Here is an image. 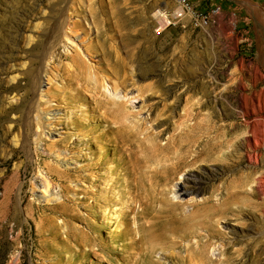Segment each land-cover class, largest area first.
Segmentation results:
<instances>
[{"label": "rangeland", "instance_id": "374dc122", "mask_svg": "<svg viewBox=\"0 0 264 264\" xmlns=\"http://www.w3.org/2000/svg\"><path fill=\"white\" fill-rule=\"evenodd\" d=\"M192 1L210 13L207 25L158 27L155 12L173 7L175 0H0V264H69V220L61 207L49 208L55 201H45L50 191L44 195L39 186L45 163L55 159L46 133L55 129L58 138L70 130L71 140L79 139L80 125H69L70 117L79 124L86 102L111 107L117 100H127L135 111L129 120L108 116L112 125L128 124L142 137L145 129L137 119L145 117L147 126L160 125L163 142L171 138L161 164L181 160V152L190 153L189 159L192 149L202 147L221 155L220 142L227 139L225 161L218 156L193 166L181 162L185 170L218 171L197 194L225 209L218 224L223 234L212 238L205 259L252 264L254 252L264 256V0ZM74 50L79 62L70 60ZM232 54L250 60L252 70H226ZM119 81L127 87L125 96L120 88L112 93ZM49 120L51 128L45 126ZM72 179L54 176L50 189L59 190L60 183L74 187L68 188L74 199L66 205L75 204L79 219L71 221L80 230L83 183ZM239 179L243 202L235 198ZM147 256V263L155 261V255ZM75 258L78 262L76 252Z\"/></svg>", "mask_w": 264, "mask_h": 264}, {"label": "bare ground", "instance_id": "6f19581e", "mask_svg": "<svg viewBox=\"0 0 264 264\" xmlns=\"http://www.w3.org/2000/svg\"><path fill=\"white\" fill-rule=\"evenodd\" d=\"M161 10L157 9L155 12L158 27H162L167 22L165 12ZM158 29L156 28V30ZM89 47L92 46L87 45L86 50H89ZM70 60L72 62L80 61L78 50H74L70 54ZM98 71L101 72L103 79L108 78V74L104 70ZM95 77L98 80L99 76L96 73ZM120 81L119 84L111 85L112 93L116 94L120 88V92L125 96L128 90ZM39 97L41 98L43 95ZM67 103L72 104L71 101H67ZM86 103L85 109H82L84 110L83 114L81 112L80 115L82 120L79 118L80 123L76 124L78 120L75 119V116L70 117L69 121V125H76V127L80 125L79 139L71 140L73 133L70 130L55 138L58 134L57 131L48 129L46 134L51 139L46 144V148L49 153L54 152L55 159L54 163L50 161L45 163L47 174L39 181V186L43 189L41 193L50 191L44 200L55 201L51 206L49 205V208L61 207L63 215H66L69 220V228L65 230V236L69 240L66 242L68 250H70L68 251L70 252L69 264L77 262L75 261L77 260L75 252L79 254L77 264L85 262L91 264H144L146 254L156 256L155 261L151 264H207L211 259L209 257L205 259V255L209 253L212 238L220 237L223 234L218 224L225 209L221 210L222 208L211 204L209 196L197 198V194L201 193L202 184L217 176L218 171L216 169L208 171L201 169L197 172L191 168L185 170L186 168L184 169L181 162L193 166L198 161L215 160L218 156L220 160L225 161L227 151L222 146L227 145V139L220 142L221 155L213 156L211 150L202 147L197 150L192 149V156L189 159L187 156L190 153L187 155V152L185 155L181 152V155L178 154V157H181L180 161L174 157L175 162L169 164L164 161L161 164L159 163L160 153L168 150L173 141H170L171 138L162 141L160 125L149 123L147 126L149 120L147 121V118L142 116L143 118L137 119L138 127L145 129L143 136L140 137V133L133 130L128 124L118 125L117 121V125H112L107 121L108 116L112 119L121 117L126 120L129 115L134 113L135 110L128 105L127 100L114 101L111 107H109V102ZM72 105L73 108L78 107ZM39 119L40 117L37 115V122ZM75 120L77 121L75 122ZM92 120H95L97 124V121L106 120L107 124L92 125ZM67 125L68 123L64 124V127ZM45 126L51 128L54 123L49 120ZM174 143L176 142L174 141ZM77 148H80L79 153L74 152ZM187 148L190 150L189 147ZM238 156L240 157V153ZM151 161L155 162L154 166ZM75 172H77L76 175ZM178 175H182V177L178 178ZM54 176L58 179L63 177L64 181L69 177L72 179L78 176L83 183L80 187L82 195L79 199L84 208V213L80 215L82 223L80 230L71 221L79 217L74 212L75 204L66 205V202L68 204L74 199L73 196V199L67 196L71 184L60 183L59 190H51L50 184L53 182ZM239 177L242 178V176ZM74 186L78 187L77 184ZM237 188L239 190L235 194V198L237 201L243 202L242 180L239 181ZM189 205L192 206V209L185 212L184 208ZM44 215H46L45 212L42 216ZM99 218L102 221H99ZM106 218L109 219L107 222L104 221ZM67 219L63 218L64 224L67 223ZM103 221L108 225H102ZM262 232L264 233V230ZM254 239L257 241L259 237ZM63 245L65 244L63 243ZM75 246L79 249H75ZM65 247L67 248V246ZM237 252L240 253L239 250ZM227 259L225 256L219 258L218 261L223 263ZM249 260L252 264H262L264 256L259 252H254Z\"/></svg>", "mask_w": 264, "mask_h": 264}, {"label": "built area", "instance_id": "2783aa9c", "mask_svg": "<svg viewBox=\"0 0 264 264\" xmlns=\"http://www.w3.org/2000/svg\"><path fill=\"white\" fill-rule=\"evenodd\" d=\"M219 7H213L211 14L218 12ZM166 25L185 28L188 25L202 27L210 20V13L195 8L192 0H175L174 6L165 10Z\"/></svg>", "mask_w": 264, "mask_h": 264}, {"label": "crops", "instance_id": "0c3cea01", "mask_svg": "<svg viewBox=\"0 0 264 264\" xmlns=\"http://www.w3.org/2000/svg\"><path fill=\"white\" fill-rule=\"evenodd\" d=\"M211 26L215 27L213 24ZM244 53L246 54V52ZM226 70H252V64L251 61L245 59L242 54L237 57L232 54Z\"/></svg>", "mask_w": 264, "mask_h": 264}]
</instances>
